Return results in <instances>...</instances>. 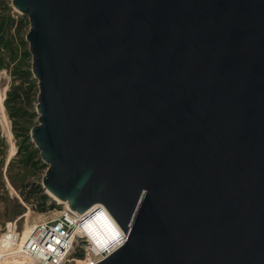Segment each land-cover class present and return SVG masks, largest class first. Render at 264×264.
Here are the masks:
<instances>
[{
  "label": "water",
  "instance_id": "1",
  "mask_svg": "<svg viewBox=\"0 0 264 264\" xmlns=\"http://www.w3.org/2000/svg\"><path fill=\"white\" fill-rule=\"evenodd\" d=\"M42 187L123 244L97 264H264V0H12Z\"/></svg>",
  "mask_w": 264,
  "mask_h": 264
},
{
  "label": "rangeland",
  "instance_id": "2",
  "mask_svg": "<svg viewBox=\"0 0 264 264\" xmlns=\"http://www.w3.org/2000/svg\"><path fill=\"white\" fill-rule=\"evenodd\" d=\"M11 1L12 0H0V12L6 13V16L9 15L14 17L16 21L21 18L23 19V24L26 25H14V28L12 29L13 32H16L19 28L20 30L22 28V31H28L29 23L27 18L22 16L12 7ZM20 56L21 55L18 52V56L15 60H10L6 54L7 67L0 71V93L5 90V102L6 94L9 89H11L12 86H20L21 89L19 90V93H21L22 97L16 100L15 106L20 109L19 112L22 114L19 116V119L17 120L18 125L16 126L19 128L18 130L22 132L21 128L24 125H27L28 121H30V125L32 126L37 125L38 118L36 114L37 96H35L34 91L29 89L28 84L23 81L19 72L21 70L17 67L18 64L21 63V61L19 62ZM22 70H24V66L22 67ZM4 109L9 129L12 134L11 142L15 152L9 159L11 144L6 133V128L0 123V232L5 223L16 219H20L18 225L23 228L25 223V218L23 217H25L27 213H30L29 222L32 224L43 220L44 216L45 219L47 218L46 220L57 217L61 209L64 207V205L59 204V202L53 199L42 187V179L45 175L47 166L40 160L39 152L38 155H32L29 165L27 166L23 164L21 156L16 155L19 140L14 136L12 120L8 116L5 103ZM23 110H27V115L23 114ZM32 114L34 116L30 120V115ZM29 143L32 145L31 149L37 151L34 144L31 142L30 137ZM39 190H42L41 194L46 195L47 197V210L45 212L39 211L41 195ZM28 210L30 212H28ZM55 213L57 214L54 215Z\"/></svg>",
  "mask_w": 264,
  "mask_h": 264
},
{
  "label": "built area",
  "instance_id": "3",
  "mask_svg": "<svg viewBox=\"0 0 264 264\" xmlns=\"http://www.w3.org/2000/svg\"><path fill=\"white\" fill-rule=\"evenodd\" d=\"M96 218L104 228V234L97 236V243L103 244L105 249L101 251L80 234L83 224ZM19 220L7 222L1 229L0 264H16V259L23 261L20 264H75L77 259L83 264H97L123 244V238L118 237L117 226L104 208L83 218L63 207L57 217L35 224L23 243V228L19 227ZM115 243L117 246L107 251Z\"/></svg>",
  "mask_w": 264,
  "mask_h": 264
},
{
  "label": "trees",
  "instance_id": "4",
  "mask_svg": "<svg viewBox=\"0 0 264 264\" xmlns=\"http://www.w3.org/2000/svg\"><path fill=\"white\" fill-rule=\"evenodd\" d=\"M16 24H23V19L21 18L16 21L14 17H11L9 15L6 16V13L0 12V71L6 69L7 67L6 54L8 55V58L10 60H15L19 52L21 55L19 57V62L21 61V63L18 64L17 67L19 68V70H21L19 71L20 75L23 78V81L28 84L29 89L31 91H34L35 96H37V81L32 79L31 74V55L29 54L28 46L24 41L27 31H22V28L21 30L19 28L16 30V32H13L12 29ZM23 66L24 70H22ZM20 89V86H12L6 94L4 103L8 116L12 120L14 136L19 140L16 155L21 156V158L23 159V164L27 166L29 165V161L31 160L32 155H38V151L32 150V145H30L29 143V133L31 128L33 127L32 125H30V121L27 122L29 125H24L21 128L22 132H20L18 130L19 128L16 127L18 125L17 120L19 119V116L22 115L19 112L20 109L15 106L16 100L22 97L21 93H19ZM23 114L27 115V110H23ZM33 116V114L30 115V120ZM41 192L42 190H39L40 194ZM46 203V195L41 194L39 205L40 212H45L47 210Z\"/></svg>",
  "mask_w": 264,
  "mask_h": 264
},
{
  "label": "bare ground",
  "instance_id": "5",
  "mask_svg": "<svg viewBox=\"0 0 264 264\" xmlns=\"http://www.w3.org/2000/svg\"><path fill=\"white\" fill-rule=\"evenodd\" d=\"M4 97H5V90L4 91H2L1 93H0V114H1V118H0V123H1V125L4 127V128H6V133H7V136H8V139H9V141H10V144H11V149H10V156H9V159L11 158V155H13V153L15 152V149H14V147H13V145H12V142H11V138H12V134H11V132H10V129H9V125H8V121H7V118H6V115H5V109H4ZM1 126V127H2ZM7 138V137H6ZM9 159H8V161H9ZM53 199H55L56 201H58L59 202V204H61V205H64V207L66 208V209H68L69 207H68V205H67V203L66 202H62V201H60V200H58L57 198H55V197H53L52 195H50ZM28 212H30L29 210H28ZM57 213H55L54 215H56ZM44 215V214H43ZM41 216V215H40ZM29 217H30V213H27L26 215H25V217H23V218H25V223H24V225H23V234H22V240H21V242L23 243L25 240H26V238L29 236V234H30V232H31V230H32V227L35 225V224H37L36 222L35 223H30L29 222ZM36 217V216H35ZM41 218V217H40ZM34 219V218H33ZM39 219V218H38ZM47 219V218H46ZM45 219V216H44V219L43 220H38L39 222H43V221H45L46 220ZM53 219V218H52ZM113 220V219H112ZM31 221V220H30ZM34 221V220H33ZM38 222V223H39ZM113 223L117 226V229H118V231H119V235H118V237H123V234H122V231L120 230V228L118 227V225L115 223V221L113 220ZM91 227H92V229H88V228H85V230H84V233L85 234H83L82 236H83V238H86V237H88V238H90L91 240H93L94 238H95V235L96 236H98V235H100V236H102L103 234H104V228L102 227V225H101V223H100V220L98 219V218H96L95 220H93V222L91 223ZM95 231H94V230ZM91 230H93V231H91ZM88 231H90V233L88 232ZM117 244L118 243H115V245H111V248H109L107 251H110V250H112L113 248H115L116 246H117ZM106 246V245H105ZM0 250H2V246H0ZM101 250H105L104 249V247L103 246H101L100 248H99V251H101ZM23 261L22 260H20V259H16L15 260V263L16 264H20V263H22ZM83 261L82 260H79V259H77L76 260V263L75 264H83L82 263Z\"/></svg>",
  "mask_w": 264,
  "mask_h": 264
},
{
  "label": "clouds",
  "instance_id": "6",
  "mask_svg": "<svg viewBox=\"0 0 264 264\" xmlns=\"http://www.w3.org/2000/svg\"><path fill=\"white\" fill-rule=\"evenodd\" d=\"M93 222V220H91L90 222H88V223H86V224H83V226L80 228V234L81 235H83V234H85L84 233V230H85V228H90V229H92V227H91V223ZM89 229V230H90ZM91 231H93V230H91ZM89 233H90V231H88ZM82 238H83V236H82ZM87 242H90V244L94 247V248H96V250H99V248L101 247V246H103V244H99V243H97V236L95 235V238L93 239V240H91L90 238H88V237H86V238H84ZM111 247V246H110Z\"/></svg>",
  "mask_w": 264,
  "mask_h": 264
}]
</instances>
